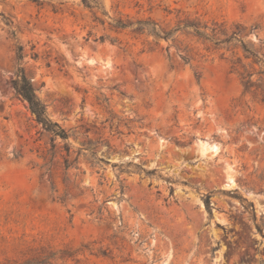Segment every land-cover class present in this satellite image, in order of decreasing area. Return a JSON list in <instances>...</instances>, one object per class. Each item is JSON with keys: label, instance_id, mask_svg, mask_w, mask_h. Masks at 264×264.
I'll return each mask as SVG.
<instances>
[{"label": "rangeland", "instance_id": "rangeland-1", "mask_svg": "<svg viewBox=\"0 0 264 264\" xmlns=\"http://www.w3.org/2000/svg\"><path fill=\"white\" fill-rule=\"evenodd\" d=\"M97 1L105 26L81 0H0V264H264V91H245L242 48L136 38L110 26L134 0ZM140 16L224 24L264 58V0ZM20 67L67 142L15 93Z\"/></svg>", "mask_w": 264, "mask_h": 264}, {"label": "trees", "instance_id": "trees-1", "mask_svg": "<svg viewBox=\"0 0 264 264\" xmlns=\"http://www.w3.org/2000/svg\"><path fill=\"white\" fill-rule=\"evenodd\" d=\"M39 5V0H30ZM135 8H138V17L131 18L128 16L127 20L119 19L114 21L113 24H110L111 29L116 31H125L129 30L133 36L136 38H141L144 36H154L158 39H173L175 34L178 32H186L192 34L193 36L202 39L207 42H212L216 48L221 46H227L234 49H238V44L243 50L244 59L239 57L235 62V66L244 69V72L240 74L242 84L246 92H251L252 90H262L264 91V70L257 72L260 77L257 81H253L254 71H248L247 65L244 64V60H252L253 64H264V58L259 54L255 53L248 44L241 38H239L238 32L230 33L224 24L214 23L213 27L210 28L208 24H202L200 21L194 20H183L179 21V24L174 29H168L160 25L152 17L140 16L145 6V3L149 7V11L152 12L156 7L160 8L162 6L163 0H134ZM143 2V3H142ZM145 2V3H144ZM82 5L90 10L94 16V22L101 26H105V21L98 16V13L101 12L104 16H109L108 12L97 0H81ZM168 12L169 10H165ZM169 14L171 11L168 12ZM3 17L8 26H12L13 23L4 17L0 13V18ZM241 26L238 25L237 29H240ZM210 30V32H208ZM191 31V32H190ZM12 35H16L15 29L11 31ZM92 34L90 33L89 36ZM96 41L106 42L110 41L112 44L118 43V39L111 38L110 36L104 35L98 38ZM25 58L23 47L19 46L17 48V60L20 62ZM181 58L187 63L189 62L188 56H181ZM234 68V67H233ZM13 88L17 96H19L23 101L28 105L30 112L34 115L36 122L42 127V129L52 137V142H55L57 139H61L64 142H67L69 139L68 132L62 128L57 122L51 120L48 115L46 105L38 98L36 93V88L33 81L26 74L25 68H18L15 78L12 81ZM264 102V99H263ZM55 148V145H53ZM65 150L70 154V145L65 144ZM66 168H69V162L66 160ZM46 260H39L36 262H29L27 264H46Z\"/></svg>", "mask_w": 264, "mask_h": 264}, {"label": "bare ground", "instance_id": "bare-ground-1", "mask_svg": "<svg viewBox=\"0 0 264 264\" xmlns=\"http://www.w3.org/2000/svg\"><path fill=\"white\" fill-rule=\"evenodd\" d=\"M232 178V177H231ZM232 180V179H231Z\"/></svg>", "mask_w": 264, "mask_h": 264}]
</instances>
